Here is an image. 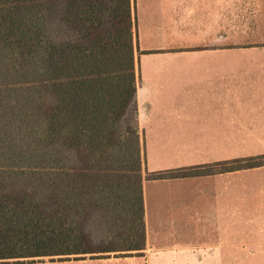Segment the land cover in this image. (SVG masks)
I'll return each mask as SVG.
<instances>
[{"label": "trees", "instance_id": "trees-1", "mask_svg": "<svg viewBox=\"0 0 264 264\" xmlns=\"http://www.w3.org/2000/svg\"><path fill=\"white\" fill-rule=\"evenodd\" d=\"M132 3L0 0V264L114 251L101 222L144 249Z\"/></svg>", "mask_w": 264, "mask_h": 264}, {"label": "crops", "instance_id": "crops-1", "mask_svg": "<svg viewBox=\"0 0 264 264\" xmlns=\"http://www.w3.org/2000/svg\"><path fill=\"white\" fill-rule=\"evenodd\" d=\"M132 1L144 249L70 258L83 264L229 261L231 255H163L174 250L167 248L173 243L185 242L180 233L162 231L183 224L222 226L231 177L264 169H229L231 161L263 156L254 151L264 148V0ZM193 168L202 173L148 178ZM102 224L107 228L96 234L100 247L121 239Z\"/></svg>", "mask_w": 264, "mask_h": 264}, {"label": "rangeland", "instance_id": "rangeland-1", "mask_svg": "<svg viewBox=\"0 0 264 264\" xmlns=\"http://www.w3.org/2000/svg\"><path fill=\"white\" fill-rule=\"evenodd\" d=\"M148 40L151 41V45L157 43L156 39ZM254 152L264 155V148L261 150L257 149ZM228 205L230 210L228 214L224 215V224L222 226L213 222L208 225L198 224L196 225L197 227L192 224L189 229L188 225L185 226L183 224L176 226L175 229L163 230L162 232L168 235L180 233L181 241L185 243L180 246H178V242L173 243L174 246L167 248H174V250L167 249L162 254L166 256H181L188 253L199 256L204 254L231 255L229 261L208 264H264V169L260 172L249 171L240 176H232ZM215 226H219L220 228ZM97 227L98 230L99 228L101 230L107 228L104 224H99ZM180 227L181 229H179ZM94 239V245L101 244V242L96 240V236ZM175 240L179 241V239ZM128 244L127 240L123 239L117 240L116 243H111V246L115 249H121L125 248ZM187 248L188 251L185 250ZM81 260L83 259L76 260L70 258V260L58 261L56 258L53 260L44 258L41 260L36 259L34 262L25 261L24 263L83 264Z\"/></svg>", "mask_w": 264, "mask_h": 264}]
</instances>
